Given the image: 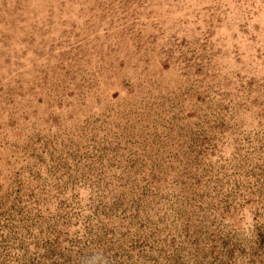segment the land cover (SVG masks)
<instances>
[{"label":"rangeland","instance_id":"374dc122","mask_svg":"<svg viewBox=\"0 0 264 264\" xmlns=\"http://www.w3.org/2000/svg\"><path fill=\"white\" fill-rule=\"evenodd\" d=\"M0 264H264V0H0Z\"/></svg>","mask_w":264,"mask_h":264}]
</instances>
